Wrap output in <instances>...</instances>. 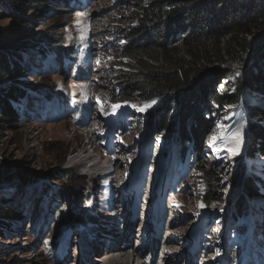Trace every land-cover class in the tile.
<instances>
[{
	"label": "rangeland",
	"instance_id": "obj_1",
	"mask_svg": "<svg viewBox=\"0 0 264 264\" xmlns=\"http://www.w3.org/2000/svg\"><path fill=\"white\" fill-rule=\"evenodd\" d=\"M80 1H84V9L75 13L51 7L50 11L58 13L36 22L26 32L29 35L22 37L34 41L28 45L30 54L22 59L26 72L19 84L31 90L67 94L83 118V127L74 123L79 115L74 111L57 122L52 119L51 105L48 108L42 99L29 100L28 96L22 106L25 117L18 124L0 122V264H50L47 245L51 237L46 231L59 211L56 188H81V184L92 193L89 205L93 209L84 203L85 193L80 189L83 195L79 205H72V212L75 222L83 217L89 226L63 236L54 264H104L100 261L105 257L122 255L121 260L127 257L129 264H222L227 258V234L255 219L249 214L233 225L229 222L232 171L242 159L250 177L264 180V158L249 161L244 157L247 107L261 104L260 99L251 93L245 94L236 107H211L213 123L204 141L203 172L187 166L185 176L175 179L169 168L165 185L157 184L160 157L168 150L173 135L152 131L146 125V115L155 107L153 101L144 106L121 102L112 91L115 66L108 48L111 42L120 41L119 29L127 27L134 2ZM16 27L13 19L1 17L0 40L7 42ZM45 35L54 39L63 35V46L71 45L75 50L77 62L75 66L67 64L64 76L48 71L33 75L35 49L43 44L40 37ZM77 69L87 74L85 81L71 78ZM226 82L229 81L224 80L219 90L224 91ZM127 104L132 110L120 111ZM213 136L222 139L213 144ZM144 145H150L146 152ZM17 165L27 171L24 180L15 175ZM208 169L216 170L220 180V209L212 213L204 210L202 202L203 176ZM60 171L73 173L78 183L71 180L62 185L56 180ZM175 184L178 187H173ZM45 185L50 188L47 195L42 194ZM42 202H46L48 210L37 232L30 234L29 221ZM8 209L14 216L5 215ZM144 211L149 216L142 219ZM262 214L261 203L256 216ZM97 229H101L100 234H95L93 250L97 252L86 258L80 244L86 243L87 235ZM240 256L245 264H264V252L251 257L245 249Z\"/></svg>",
	"mask_w": 264,
	"mask_h": 264
},
{
	"label": "trees",
	"instance_id": "obj_2",
	"mask_svg": "<svg viewBox=\"0 0 264 264\" xmlns=\"http://www.w3.org/2000/svg\"><path fill=\"white\" fill-rule=\"evenodd\" d=\"M132 2L134 8L127 16L128 25L119 29L120 41L111 42L108 48L115 66L112 91L121 102H155L154 109L146 115V125L152 131L173 135L168 150L161 154L157 181L165 178L168 168L183 177L187 166L203 172L204 141L212 127L213 109L236 107L245 94L257 95L261 104L247 107L244 157L249 161L264 158V0ZM0 5L3 7L0 18L10 17L17 26L11 33L17 38L7 36L8 44L0 40V122L18 124L25 117L22 106L27 96L29 100L42 99L48 108L52 103V119L63 120L73 103L67 94L31 90L19 84L26 72L22 59L29 53L28 45L34 41L22 37L29 35L26 32L44 17L82 11V5L78 0H0ZM54 6L58 7V12L50 11ZM24 11L32 14L26 15ZM41 39L43 44L35 49L33 75L48 71L64 76L67 64L75 60L73 46H63V35L56 39L45 35ZM72 78L84 81L86 77L77 71ZM224 80L229 82L221 91ZM75 123L83 127L81 117ZM15 171L21 179L27 174L22 165H17ZM64 172L60 171L58 182L62 185L71 180L78 183L77 176ZM204 173V210L218 212L220 180L214 169ZM229 184L231 225L249 214L255 221L241 224L227 234L225 264H245L240 257L245 249L251 257L256 252H264V214L256 216L257 206L264 205V180L250 177L244 160L240 159ZM81 186L56 188L59 211L55 212L46 231L51 237L47 245L50 264L55 262L63 236L86 224L83 217L75 222L72 212V205H79L83 195L80 189L85 193L84 203L93 209L89 205L91 191ZM49 190L45 185L42 194L47 195ZM47 210L46 202H42L29 221L30 234L37 232ZM6 211V216H14L12 210Z\"/></svg>",
	"mask_w": 264,
	"mask_h": 264
},
{
	"label": "bare ground",
	"instance_id": "obj_3",
	"mask_svg": "<svg viewBox=\"0 0 264 264\" xmlns=\"http://www.w3.org/2000/svg\"><path fill=\"white\" fill-rule=\"evenodd\" d=\"M117 165V164H116ZM78 166V165H77ZM115 170V169H114ZM141 215V214H140ZM139 216V215H138ZM134 220V219H132ZM98 228H100V225H96ZM101 233V229H97L95 230V232H93V234L97 235V234H100ZM82 245V244H80ZM95 244H93L91 246V249L86 253L84 254V256H86V258L88 256L92 257L97 251H94L93 250V247H94ZM85 246V245H84ZM98 254V253H97ZM123 256V255H122ZM121 257H113V256H108V257H105L104 260H102V262L100 261V263H104V264H129V260L126 259L127 257H124L123 260H121ZM133 258V257H132ZM97 260V259H96ZM95 261V260H94ZM105 261V262H104ZM167 261V260H166ZM136 264H143V262L141 261H137L135 262ZM91 264H94V263H91Z\"/></svg>",
	"mask_w": 264,
	"mask_h": 264
},
{
	"label": "snow or ice",
	"instance_id": "obj_4",
	"mask_svg": "<svg viewBox=\"0 0 264 264\" xmlns=\"http://www.w3.org/2000/svg\"><path fill=\"white\" fill-rule=\"evenodd\" d=\"M153 103H155V102H153ZM146 107H150V105H147ZM143 110L144 109H141V111H143ZM219 139H222V137H220V136H213L212 137V143L214 144ZM210 147H211V145H210ZM237 150H238V145H237ZM233 154H236V153L234 152Z\"/></svg>",
	"mask_w": 264,
	"mask_h": 264
}]
</instances>
